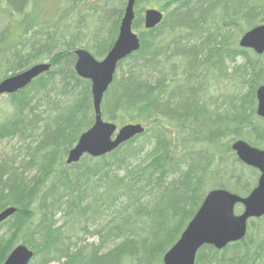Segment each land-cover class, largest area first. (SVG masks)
<instances>
[{
  "label": "trees",
  "instance_id": "16d2710c",
  "mask_svg": "<svg viewBox=\"0 0 264 264\" xmlns=\"http://www.w3.org/2000/svg\"><path fill=\"white\" fill-rule=\"evenodd\" d=\"M63 1L55 18L41 21L44 9L33 12L29 0H0V82L45 58L52 64L0 102V145L18 142L11 154L0 151V214L17 209L0 224V264L19 245L34 251L31 264H164L210 191L247 197L257 185L259 172L232 146L264 150V55L240 47L264 25V0H138L136 9L157 5L165 19L146 30L137 14L141 49L119 65L102 114L146 132L72 165L70 151L95 123L92 84L76 73L75 51L104 60L128 0H90L99 11L87 34L85 19L73 22L75 0ZM66 6L72 12L64 15ZM196 264H264V217L225 250L203 247Z\"/></svg>",
  "mask_w": 264,
  "mask_h": 264
},
{
  "label": "water",
  "instance_id": "95a60500",
  "mask_svg": "<svg viewBox=\"0 0 264 264\" xmlns=\"http://www.w3.org/2000/svg\"><path fill=\"white\" fill-rule=\"evenodd\" d=\"M137 0H128L121 22L119 36L111 51L102 61L89 51H75V70L78 76L92 84L95 123L80 137L70 151L67 164H77L85 156L100 158L112 154L122 145L146 132L142 124H129L119 128L103 118L102 103L106 93L114 84L119 65L141 49V39L133 25L136 19ZM164 19L162 12L149 9L145 12V28L155 29ZM240 47L264 55V26L254 27L240 40ZM52 69L51 63H42L0 82V98L16 94ZM259 117L264 118V86L257 90ZM238 159L248 167L260 172L257 187L247 197L218 189L209 192L194 219L189 223L179 241L164 256V264H196L200 250L213 246L219 251L246 239L249 221L264 217V150L252 147L245 141L232 146ZM242 205V214H236ZM17 212L8 208L0 214V224ZM35 253L27 246H18L4 264H31Z\"/></svg>",
  "mask_w": 264,
  "mask_h": 264
},
{
  "label": "rangeland",
  "instance_id": "374dc122",
  "mask_svg": "<svg viewBox=\"0 0 264 264\" xmlns=\"http://www.w3.org/2000/svg\"><path fill=\"white\" fill-rule=\"evenodd\" d=\"M66 1L69 2V0H66ZM29 2H32L33 12H34V10L37 9L36 11L38 13H41V12H43V9H44V13H43V15L40 18L41 21H46L48 19L55 18L57 16V14H59L60 11L62 9H64V1L63 0H29ZM117 3L118 2L110 3L109 10L112 9V8H114L115 6H117L118 5ZM73 5L77 8L78 18L77 19L75 18L74 21L73 20L72 21L73 22H76V21H81V20H84L85 19L86 27H85L84 30H85V33L87 34V31H88V28H89L87 26V24L90 23L91 20H93L92 19V15H96V13H98V11H99L98 4H96V2L90 1V0H75V2H74ZM93 8H96L97 10L94 11ZM150 8H154V9L160 10V8L157 5H154V6H145L142 11H140L141 8H137L136 9V14H138V13L141 12V14L144 16L145 11L147 9H150ZM70 12H72V6H70V8L69 7L67 8V6H66L65 12L63 14L64 15L65 14H69ZM113 16L114 15H112L111 17H113ZM8 23H10V22H8ZM72 25L75 26V23H73ZM73 26L70 28V32H71L72 35L76 31V29H77L76 28L77 25H76V27H73ZM71 34H68V39L69 40L72 37ZM70 35H71V37H70ZM87 42L88 41L86 40L85 41V44L82 45L83 46L82 48H85L86 46H88ZM50 61H51L50 58H45L43 60V63H49ZM242 62L243 61L241 60L238 64H241ZM218 93L219 94H222L223 93V90H221ZM5 97L6 96L0 98V102L1 103H2V101H3V99ZM17 147H18V142L16 140L5 141V142L1 143V145H0V151H3L7 155V154H11V152H14ZM242 213H243V210H240V212H238L239 215L242 214ZM5 233H6V230H4L1 234H5ZM89 237H87L85 239L86 243H93V242H95L94 239H90Z\"/></svg>",
  "mask_w": 264,
  "mask_h": 264
}]
</instances>
